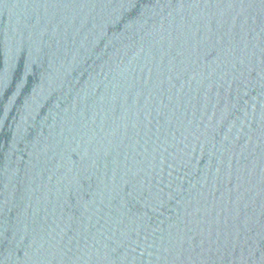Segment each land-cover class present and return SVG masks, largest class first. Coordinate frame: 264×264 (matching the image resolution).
I'll use <instances>...</instances> for the list:
<instances>
[{
    "label": "water",
    "instance_id": "obj_1",
    "mask_svg": "<svg viewBox=\"0 0 264 264\" xmlns=\"http://www.w3.org/2000/svg\"><path fill=\"white\" fill-rule=\"evenodd\" d=\"M0 264H264V0H0Z\"/></svg>",
    "mask_w": 264,
    "mask_h": 264
}]
</instances>
